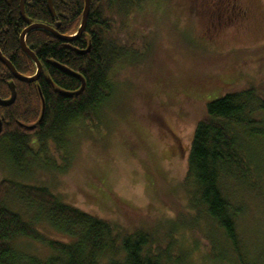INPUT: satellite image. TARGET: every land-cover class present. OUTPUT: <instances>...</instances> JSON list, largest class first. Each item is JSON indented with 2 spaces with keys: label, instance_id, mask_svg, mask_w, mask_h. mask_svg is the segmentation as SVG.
I'll list each match as a JSON object with an SVG mask.
<instances>
[{
  "label": "rangeland",
  "instance_id": "374dc122",
  "mask_svg": "<svg viewBox=\"0 0 264 264\" xmlns=\"http://www.w3.org/2000/svg\"><path fill=\"white\" fill-rule=\"evenodd\" d=\"M135 4L128 18L116 20V38L131 53L112 73L116 89L103 118L75 128L59 152L50 145L53 153H43L27 171L15 169L2 150L0 180L47 188L124 235L146 230L145 254L159 256L161 264H264V186H228L239 208L234 246L186 180L207 105L250 86L264 92V0ZM263 142L258 137L255 152ZM5 206L48 240H70L19 192L9 191ZM12 246L42 259L53 254L30 238Z\"/></svg>",
  "mask_w": 264,
  "mask_h": 264
},
{
  "label": "trees",
  "instance_id": "16d2710c",
  "mask_svg": "<svg viewBox=\"0 0 264 264\" xmlns=\"http://www.w3.org/2000/svg\"><path fill=\"white\" fill-rule=\"evenodd\" d=\"M20 1L0 0V51L21 75L33 77L36 64L20 44L21 34L28 27L21 16ZM52 1L55 17L47 0H26L27 19L48 25L63 36L77 34L85 0ZM125 1L90 0L85 32L71 42L41 29L30 32L26 44L43 67L35 82L16 80L0 62V98L11 97L12 82L17 92L13 105L0 106V152L4 151L15 169L27 171L29 163H37L51 150L50 145L59 152L75 128L101 120L109 109L116 89L112 73L131 53L124 41L116 38L120 25L116 20L128 18L140 0H131L130 7ZM60 67L83 77L85 89L80 95L74 93L80 91L82 82ZM58 89L73 95L66 97ZM258 137L264 139V92L255 85L207 105L189 153L186 180H192L199 205L234 246L239 208L233 205L229 194L234 192L229 187L238 183L255 191L264 186V142L260 152H255ZM9 191L41 206L48 212L52 227L70 240H48L32 223L7 208ZM18 238L43 243L53 254L42 259L18 252L12 246ZM149 243L146 230L124 235L116 224L60 202L47 188L0 180V264H161L159 256L145 254Z\"/></svg>",
  "mask_w": 264,
  "mask_h": 264
},
{
  "label": "water",
  "instance_id": "95a60500",
  "mask_svg": "<svg viewBox=\"0 0 264 264\" xmlns=\"http://www.w3.org/2000/svg\"><path fill=\"white\" fill-rule=\"evenodd\" d=\"M25 1L26 0L20 1V10H21V16L23 17L25 22L28 24V27L21 34L20 44H21L22 50L35 62L36 67H37V72L33 77H25V76L21 75L15 69L13 64L7 58H5L3 56L1 51H0V62L9 69V71L11 72V74L13 75V77L16 80L21 81V82L30 83V82L37 81L41 77L42 72H43V67H42V64L40 63V61L38 60L37 56L35 55V53H33L28 48V46L26 44L27 35L32 31L41 29V30H45V31L49 32L50 34L55 36L57 39L64 41V42H71V41H74V40L80 38L83 35V33L85 32V29L87 27V21H88V17L90 14V0H85L86 6H85L84 14H83L82 23H81V26H80L77 34H75L73 36H63V35L59 34V32L56 29H54L48 25L41 24V23H32V21L27 19L26 15H25ZM47 1H48V6H49V11L51 12L52 16L55 17L56 13H55V10L53 8V1L52 0H47ZM60 68L63 69L64 71H66L71 76L79 79L82 82V88L80 89V91L74 93V95H76V96L80 95L85 89V80L83 79V77L72 72L71 70H69L65 67H60ZM10 90H11V97L7 100H3L0 98V106L9 107V106L13 105L14 102L16 101L17 92H16L15 84L13 82L10 84ZM57 91L66 97H71L73 95L70 92L61 91L59 89ZM2 131H3V124H2V122H0V135L2 134Z\"/></svg>",
  "mask_w": 264,
  "mask_h": 264
}]
</instances>
